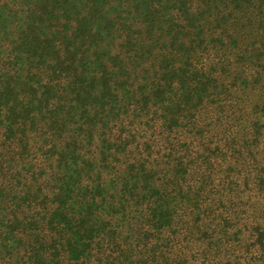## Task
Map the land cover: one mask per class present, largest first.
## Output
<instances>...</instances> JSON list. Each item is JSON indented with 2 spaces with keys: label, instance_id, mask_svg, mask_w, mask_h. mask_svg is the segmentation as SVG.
Listing matches in <instances>:
<instances>
[{
  "label": "trees",
  "instance_id": "1",
  "mask_svg": "<svg viewBox=\"0 0 264 264\" xmlns=\"http://www.w3.org/2000/svg\"><path fill=\"white\" fill-rule=\"evenodd\" d=\"M0 264H264V0H0Z\"/></svg>",
  "mask_w": 264,
  "mask_h": 264
}]
</instances>
